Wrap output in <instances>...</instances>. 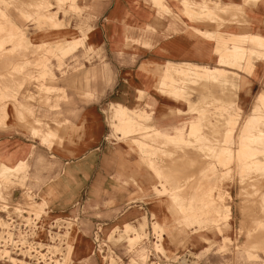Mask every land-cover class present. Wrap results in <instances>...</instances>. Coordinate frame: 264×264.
<instances>
[{
    "label": "rangeland",
    "instance_id": "rangeland-1",
    "mask_svg": "<svg viewBox=\"0 0 264 264\" xmlns=\"http://www.w3.org/2000/svg\"><path fill=\"white\" fill-rule=\"evenodd\" d=\"M165 1H162L163 5L151 1L154 8L158 9L161 18H167L168 14H171ZM170 1L179 2V0ZM214 1L211 2V7L215 13L202 22L191 20L182 12V8L179 16L194 26L193 31L195 25L204 24L220 30L231 24L236 26L245 24V6L256 4L259 0H250L243 6L222 2L216 4ZM78 3V0H76L77 5L65 0H0V122H6L8 118L7 124L0 126L1 140L14 137L24 142L29 141L31 144L36 142L50 155H54L56 143L61 145L71 134L70 119L61 109L62 105H70V97H66L70 78L76 77L82 71L83 62L88 64L102 62V56L95 51L85 49L82 57L78 58L76 53L84 49V39H78V43L75 44L62 39L60 40L62 48L51 51L56 41L51 44L45 43L46 46H43V43L34 44L39 41L38 38H31V41L28 36L32 29L41 34L47 30L67 29L72 20H80L77 28L82 33L88 31L89 28L85 27L87 23L83 20L86 18V8L82 9ZM61 14L63 22L58 21ZM219 17L222 19H218ZM54 23L57 24L56 27ZM202 36L214 40L216 45L220 41L227 49H234L229 41L234 35H221L222 39H218L217 36V41L216 34ZM238 46L243 47L242 44ZM247 49L251 50L249 52L252 53L253 61L259 60V49L249 45ZM223 66L244 69L245 73L250 74L245 68L244 61L235 66ZM225 75L227 74L220 77L221 80H214L218 85H214L213 89H221L222 93L231 92V88L234 87L222 82ZM92 78L97 80L96 76ZM205 81L198 76H192L186 81L179 80L177 85L182 88L183 93L177 95L171 94L169 88L160 84L157 88L160 93L182 101L189 98L183 96H187L190 92L195 96L198 91L204 90L200 83ZM171 83L173 82L169 85ZM235 89L237 91L238 87L235 86ZM84 99L89 101L94 97H84ZM140 99L143 100L144 97L141 96ZM119 107L122 105L112 106L108 124L115 132V140L118 143H125L129 149H121L114 157L127 162L131 159L138 160L134 167L137 171L143 168L149 172L148 168L152 166L157 173L160 172L156 174L158 178L156 182L149 179L141 180L132 175L131 171L124 173L123 179L114 178L115 191L125 192L128 196V202L119 211H131L135 206L143 207L152 198L158 197L170 202L167 220L162 221L153 214L152 219L147 216L144 220L138 219L133 224L112 223L108 222L106 215L104 217L97 213L100 210L85 207L83 200L72 198L67 199L61 206L62 209L58 211L57 205L61 200L58 194L59 177L55 178L53 174V163H46L38 156L33 164L26 159V155L22 156L20 161L26 162L22 165L25 171L17 175L9 172L4 175L9 176L10 179L4 182L1 189L0 203L7 202L11 208L30 210L39 220L38 233L44 225L43 242L53 247L55 261L61 264H72L75 253L70 245L76 244L81 253H87L88 261L85 264H152L153 261H157L155 264H264V169L262 171L259 169L264 166L259 164V167H255L252 164L253 156L241 158L240 148L233 151L231 160L222 158V154L219 156L221 149H184V146L188 147L191 143L201 144L207 141V137L202 133L203 128L217 126L221 121L228 127L227 140L231 141L237 122L240 136L245 121L253 112L254 104L250 113L244 109H237L236 105L226 106L225 103L220 104V102L208 103L202 108H192V111L200 115L201 121L200 125L197 123L198 125L191 126L190 130L199 129V135L191 136L190 132L188 140L183 141L164 137L165 134L152 124L150 114L144 111H139L147 115L144 120V130L123 136L120 123L122 111L118 109ZM15 108L19 111L17 112ZM206 109L235 111L237 121L232 117H220L216 119L218 120L216 124H212L205 113ZM259 111L264 114V106H261ZM16 116H20L21 122H25L27 126L20 127ZM232 122L234 125L231 124ZM45 124L50 128L51 133L48 141L39 138ZM256 128L250 134L258 135L259 127ZM32 129L36 131L35 135L31 133ZM260 129L263 130L264 126ZM197 136L199 138L196 141ZM132 139H136L135 142ZM255 144L250 145L256 146ZM141 147L143 150L140 151ZM33 157L35 155L32 154L31 159ZM259 158L264 160V154ZM185 159L187 164L183 165ZM5 161L6 159L0 158V163ZM11 161L10 165L15 160ZM16 162L17 160L15 165L19 163ZM167 163L174 165L168 168ZM243 163L248 164L249 167L242 170ZM203 165L207 168L200 172L209 179L207 181H198L197 176L177 181L171 180L172 177L166 175V173H174L175 176L180 174L181 178L182 174L189 172L199 174V168ZM140 177L145 176L140 174ZM106 205L111 206L113 202H108ZM183 207L185 213L180 210ZM94 211L96 214L93 213ZM141 211L145 214L143 208ZM35 212H41L39 218ZM61 225H67V228L64 229ZM52 226L56 229L51 228ZM97 228H100L98 240L94 237ZM49 230L62 235L60 237L56 235L60 238V242L50 243ZM38 233L36 238L41 242ZM72 242L74 244H71ZM151 250L153 253L150 257ZM69 251L70 260L67 258Z\"/></svg>",
    "mask_w": 264,
    "mask_h": 264
},
{
    "label": "crops",
    "instance_id": "crops-1",
    "mask_svg": "<svg viewBox=\"0 0 264 264\" xmlns=\"http://www.w3.org/2000/svg\"><path fill=\"white\" fill-rule=\"evenodd\" d=\"M78 1L82 9L86 8V18L83 20L87 23L84 26L89 28L88 31L82 33L77 28L80 20H72L67 29L47 30L42 34L32 29L28 36L30 39H39L37 43L33 42L34 44H51L68 35L72 39H84V49L76 53L78 58L82 57L85 49L95 51L102 56V62L94 64L83 62L82 71L76 77L70 78L66 93V97H70V105H62L61 109L70 119L71 134L61 145L56 143L54 155H50L36 142L31 144L29 141H21L20 138L12 137L9 140L2 138L0 158L6 159L4 164L12 163L11 160L19 162L25 155L32 164L37 156L46 163H53V174L55 178L59 177L60 182L58 194L61 200L57 205L58 211L62 209L61 206L67 199L72 198L83 200L85 207L100 210L97 213L104 217L106 215L108 222L112 223L133 224L136 220H144L147 216L152 219L153 214L165 221L169 218L171 205L167 199L158 197L152 198L143 207L135 206L131 211H119L128 202V196L125 192L115 191L114 178L123 179L124 173L127 174L128 171L145 181L149 179L156 182L158 178L149 168V172L143 168L139 171L134 169L138 160L131 159L127 162L114 157L121 149L129 148L125 143H118L115 140V132L108 124L112 106L122 105L129 109L144 111L150 114L152 124L163 134L174 136L177 131H182L184 138L188 140L191 125L194 123L200 125L201 121L200 115L192 111V108H202L205 104L220 102V104L225 103L226 106L236 105L237 109L251 112L256 97L261 92L264 93V60L253 61L254 67L250 74L245 73L244 69L220 66L215 52L216 42L197 35L192 29L194 26L180 18L179 2L166 0L165 3L171 14H168L167 18H161L158 9L154 8L150 0ZM220 1L234 6L244 5L242 0ZM244 10L246 23L243 25L231 24L220 30L209 24L195 25V27L211 35L254 34L264 37V0L246 5ZM175 17L180 19L176 20ZM58 21H64L62 14L59 15ZM165 63L177 65L189 63L212 71L223 70L227 74L224 82L234 88H231V92L222 93L221 89H213L214 85H218L214 81H205L200 83L205 89L198 91L195 96L190 92L187 96H183L189 97L188 99L176 100L160 93L157 88L160 81L158 75L160 76L163 71L160 68H164ZM94 76L97 78L96 81L92 78ZM235 86L238 87L237 91ZM141 96L144 97L143 100L140 99ZM84 97H94V99L87 101ZM205 113L212 124H216L218 121L216 119L220 117L236 119L235 111L230 110L206 109ZM223 124L221 121L217 126L204 127L202 133L208 140L201 144L191 143L188 147L184 146V149L229 148L237 151L240 148L238 122L230 142L227 140L228 127ZM117 135L121 138L119 134ZM32 154L35 155L33 159H31ZM15 161L11 165H15ZM186 162L185 159L183 165L187 164ZM166 165L169 168L174 164ZM206 168L203 165L199 168V174L189 172L182 174L181 178L180 174L175 176L174 173H166V175L171 176V180L177 181L192 176H197L198 181H207L209 179L201 173ZM140 174L145 177H140ZM108 202H113V205L107 206ZM141 207L145 214L142 213ZM93 213L96 214V211ZM86 256L87 253H81L76 244L72 264H85L88 261Z\"/></svg>",
    "mask_w": 264,
    "mask_h": 264
},
{
    "label": "bare ground",
    "instance_id": "bare-ground-1",
    "mask_svg": "<svg viewBox=\"0 0 264 264\" xmlns=\"http://www.w3.org/2000/svg\"><path fill=\"white\" fill-rule=\"evenodd\" d=\"M65 1H70V2L72 1L75 5H77L76 0H65ZM150 1H153L155 4L161 5L163 0H150ZM228 1H231V0H228ZM242 1H243V4L246 5V3H248L250 0H242ZM211 2H213V0H205L203 2H195L194 0H179L180 6L182 8V12L185 15L189 16L191 18V20L196 19V20H199V22L200 21L202 22V20H205L206 18L211 17V15L213 16V13H215L212 10ZM214 3L221 4V1L215 0ZM78 9H80V8L78 7ZM218 19H222V18L219 17ZM56 26H57V24L54 23V27H56ZM194 31L199 36L209 35V34H206L205 32H202L201 30H199L197 28H194ZM68 36L66 38H63V39H66L67 42H69V43H73V44L78 43V39H72L71 37H68ZM217 36H218V39H222L221 34H216V41H217ZM229 41L234 46V49H232V50L227 49L222 44V42H220V41L217 42V47H216L215 52L218 55V58H219L218 64H220V66H223V65L235 66V65H239L242 61H244L246 63L245 68H247V70H249L251 73L252 69L254 67V64H253V60L251 58L252 53L249 52L251 50L247 49L248 45L253 46L256 49H259V61L264 60V37H262L260 35H254V34H248V35H244V36L237 35V36H234L233 38L232 37L229 38ZM241 44L243 45V47L238 46ZM61 45H62V42L60 40L59 41L57 40L55 47L51 48V51H53L54 49L56 51L57 49L62 48ZM43 46H46V44L43 43ZM254 53H255V51H254ZM156 68H157V66H156ZM160 69H161V71L163 69V71L161 72L160 76L158 75V77H160L159 84L164 86V87L169 88L170 93L175 94V95L183 93L182 88L179 87V85H177V82L179 80L186 81V79L191 78L192 76H198L200 78H204L206 81L211 82L214 80L215 81L221 80V78L224 76V74H226L225 71H223V70L218 69L216 71H212V70H209L207 68H201L197 65H193V64H189V63L188 64H178V65L168 63V64H166V66L164 68H160ZM158 73H160V72H158ZM222 81L224 82V78L222 79ZM170 82H173V83H171V85H169ZM261 106H264V93H262V92H261V94H259L256 97L255 102H254L253 112H251V114L248 116L249 118H247V120L245 121L244 127L242 128L241 134L239 136V138H240V152H241L240 157L241 158H247L249 156H253L254 161L252 164L255 167H257L259 164L264 166V160H261L259 158L260 155L264 154V131H263L264 129L263 130L260 129L262 126H264V114L260 113V111H259ZM118 109L122 111L120 123H121V128H123V129H121L123 136H129L135 132H139V131L144 130L143 129V126L145 123L144 120H145V116H147V115H143V114L139 113V111L130 110V109L125 108V107H119ZM6 110L9 113V110L8 109H6ZM15 110H17V112L19 111L18 108L17 109L15 108ZM15 113H16V111H15ZM15 113H14V115H15ZM8 117H9V114H8ZM16 118H17L18 123L20 124V127L21 126H23V127L27 126L25 122H21L20 116L19 117L16 116ZM7 119H6V122H0V126L1 125L5 126L7 124ZM11 119H12V117H11ZM231 124L234 125V122H232ZM46 125L47 124H45V128H43L42 131L40 132V133H42V135H40L39 138H41L42 141H48V138L51 136V133L49 131L50 128H48ZM196 125H198V124L194 123L191 126H196ZM256 127H259L258 135L250 134L252 132V130L255 129ZM35 132L36 131L32 129L31 133L33 135H35ZM190 132H191V136H192V135L198 134L199 129H192V130H190ZM227 133L229 134V132H227ZM147 134H149V133H147ZM164 137L169 138V139H177L178 141L186 140L184 138V134L182 131H177L176 135H174V136L164 135ZM198 138L199 137L197 136L196 141ZM132 140H133V142H135L136 139H132ZM251 143H256L255 144L256 146H253V145L251 146L250 145ZM139 149H140V151L143 150L142 147ZM144 151L147 152L146 150H144ZM233 154L234 153L231 149H229V148L223 149L222 148L221 153H219V156L221 155L222 158L231 160L233 157ZM144 156H146V155H144ZM144 156H143V159H145ZM24 163H26V162L20 161L17 165L0 163V192H1L3 185L5 184L4 182H8L10 179L9 176H4V175L7 172H9L11 174H16V175L21 173L22 171L24 172L25 168L22 166V165H24ZM247 167H249L248 164L243 163V165L241 166V169L243 168L242 170H244ZM149 169L151 171H153V173L155 175L160 173V172L157 173L156 169H154L152 166L149 167ZM259 169H260V171H262V169H264V168L259 167ZM159 192H160V190H159ZM180 210H181V212H184V213L186 211L184 209V207H183V209H180ZM40 213L41 212H39V213L35 212V214L38 216V218L40 217ZM43 226L44 225H42V227L38 233V237L41 238V242H42V243L41 242H39V243L43 245L42 247H50V248H48L49 251H54L53 247L50 246L49 243L43 242V240H44V227ZM72 234L73 233H71V236H72ZM228 239L229 238L227 237V240ZM70 246L73 247V253H75L76 245H70ZM70 254H71V252L69 251L68 255H67L68 260H70ZM43 258H44V256L41 255V259H43ZM72 262H73V260H72ZM55 263L61 264L59 262H55Z\"/></svg>",
    "mask_w": 264,
    "mask_h": 264
},
{
    "label": "built area",
    "instance_id": "built-area-1",
    "mask_svg": "<svg viewBox=\"0 0 264 264\" xmlns=\"http://www.w3.org/2000/svg\"><path fill=\"white\" fill-rule=\"evenodd\" d=\"M61 226L64 229L67 228V225ZM51 228L56 229L55 226ZM38 230L39 220L36 219L30 210L27 208H11L7 202L1 201L0 264H56L55 262L58 261H55L54 251H49V247H42L43 245L37 240ZM48 233V239L51 244L56 241L60 242L59 237L62 236L61 234L58 232L53 233L51 230ZM52 233L54 236H52ZM56 235L59 237H56ZM94 237L97 240L100 239V228L95 230ZM152 253L153 251L151 250L149 252L150 257ZM41 255L44 256L43 259H41ZM155 263L157 261H153L152 264Z\"/></svg>",
    "mask_w": 264,
    "mask_h": 264
}]
</instances>
